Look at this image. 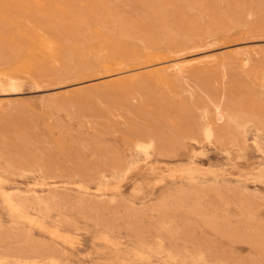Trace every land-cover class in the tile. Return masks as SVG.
Segmentation results:
<instances>
[{
	"label": "rangeland",
	"instance_id": "obj_1",
	"mask_svg": "<svg viewBox=\"0 0 264 264\" xmlns=\"http://www.w3.org/2000/svg\"><path fill=\"white\" fill-rule=\"evenodd\" d=\"M0 264H264V0H0Z\"/></svg>",
	"mask_w": 264,
	"mask_h": 264
},
{
	"label": "bare ground",
	"instance_id": "obj_2",
	"mask_svg": "<svg viewBox=\"0 0 264 264\" xmlns=\"http://www.w3.org/2000/svg\"><path fill=\"white\" fill-rule=\"evenodd\" d=\"M217 113H219V112H217ZM242 125V124H241ZM146 148H147V146H146ZM144 149V148H143ZM228 188V187H227Z\"/></svg>",
	"mask_w": 264,
	"mask_h": 264
}]
</instances>
